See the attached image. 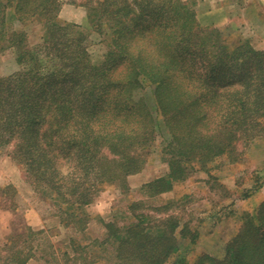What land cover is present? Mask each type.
I'll list each match as a JSON object with an SVG mask.
<instances>
[{"label": "trees", "instance_id": "obj_1", "mask_svg": "<svg viewBox=\"0 0 264 264\" xmlns=\"http://www.w3.org/2000/svg\"><path fill=\"white\" fill-rule=\"evenodd\" d=\"M155 1L146 2L153 5L150 9L139 3L136 10L126 2L105 3L101 17L108 20L112 56L93 64L86 47L81 46L85 37L78 38L79 33H73L75 26L57 22L56 0H0V50L4 43L7 48H16L19 63L29 66L27 71L0 78V147L12 141L20 150L31 143L39 145L41 157L46 160L44 164L33 160L37 174L56 191L55 199L67 204L60 215L73 221L65 218L63 226L87 228L79 211L90 202L94 188L84 179L92 177L104 185L123 180L144 167L146 154L155 142L156 124L143 99L135 97L142 81L156 85L158 113L171 137L164 149L170 172L143 186L151 191L149 198L171 193L176 185L192 178L197 170L200 172L202 167L197 166L207 167L214 156L217 159L232 152L237 142L247 138L252 126L264 125L257 117L264 109V78L254 80L250 56L246 63L249 76L241 87L220 90L210 81L211 74L246 51L233 54L235 50L227 49L221 43L225 38L219 34L214 41L215 51L206 48L209 38L193 43L197 38L194 30L203 31L195 15L179 1L164 0L167 5ZM8 9L21 30L10 29ZM149 13L156 17L153 23L146 18ZM97 15L94 10L93 18ZM34 21L45 30L43 41L49 46L25 45L23 31ZM138 21L142 34L132 30ZM99 25L95 30L101 33ZM40 49H51L53 59L59 63L56 70L47 72L41 67ZM218 52L226 54L219 56ZM249 54L264 56L252 49ZM68 164L74 169L63 174L60 168ZM221 179L224 176L214 180ZM68 195L75 199H68ZM179 196L180 202L188 197L183 192ZM179 201L170 199L149 207V211L164 213L172 205L180 206ZM152 213L134 214L132 222L121 227L114 222L105 224L103 245L108 243L113 248L118 260L114 264H188L184 258L172 256L179 249V238L190 231L195 241L199 237L197 230H191L188 222L181 224L178 215ZM25 230L28 234L22 238L23 243L36 234L29 227ZM10 241L14 242L7 241L6 248ZM16 246L6 253L3 264H26L32 258L34 247L23 253L28 245L21 247L18 242ZM205 259L214 262L209 256Z\"/></svg>", "mask_w": 264, "mask_h": 264}, {"label": "rangeland", "instance_id": "obj_2", "mask_svg": "<svg viewBox=\"0 0 264 264\" xmlns=\"http://www.w3.org/2000/svg\"><path fill=\"white\" fill-rule=\"evenodd\" d=\"M56 1L59 7L57 22L60 25L75 26L76 30L73 33H79L78 38L85 37V40L81 41V46L86 47L93 64H101L112 56L109 54L108 43L111 35L107 29L108 20L106 17H101L103 6L107 1L109 4L126 2L135 10L139 3L145 4V7L150 6L148 9L153 7L152 4L146 3L149 0ZM161 1L167 5L168 0ZM173 1L181 2L195 15L197 25L203 28V31L194 30L197 38L193 39V43L199 44L200 40L209 38L211 42L206 48L208 51H215L217 46L214 41L220 36L225 38L221 43L227 45V49L235 50L233 54L246 51L245 55L236 56L237 59L232 57V62L229 60L225 68L211 74V83L220 90L230 88V91L244 85L249 76L246 75L249 56L254 63V80L264 78V56L249 54L250 49L259 53L264 51L254 48L255 44L246 39L245 30L234 27L221 30L213 26H202L197 10L199 3L196 0ZM94 10L98 15L93 18ZM6 12L10 29L21 30L22 27L16 22L12 11L8 9ZM154 17L153 13L146 16L152 23L155 21L156 17ZM98 25L101 33L95 30ZM138 25L139 21L135 22L136 27L132 30L142 34L143 31ZM192 28L194 29L193 26ZM184 31L187 32V26L184 27ZM23 32L26 35L23 41L28 47L35 48L41 44L49 46V43L43 41L45 30L37 21L27 25ZM2 46L4 48L0 50V78L17 75L29 69L27 64L19 63L16 48H7L6 43ZM218 53L219 56L226 54ZM53 56L51 49H40L38 58L41 67L47 72L56 70L59 65L58 60L53 59ZM220 60L225 59H218ZM202 76L204 77V74ZM63 87L65 88L66 85ZM155 89V84L145 80L140 83L135 93L136 98H142L146 103L156 124L155 142L146 154L145 165L138 173L129 175L133 178L127 176L123 180L116 179L104 185L98 184L99 180H92V177L84 179L94 188L90 202L83 205L79 211L80 219H83L82 221L87 225L86 230L77 229L74 225H71L69 230L63 228L62 221H67L66 217L60 214L67 204L60 198L55 199L56 191L50 187L47 180L37 174L38 167L33 160H37L36 164L38 162L44 164L46 160L41 157L38 144L31 143L20 150L12 141L8 146L0 147V264L4 263L7 252L9 254L10 250L17 248L18 242H21V247L28 245L23 253H26L28 247H34L30 252L32 258L28 260L29 264H114L118 260L114 257L113 248L108 247L110 245L108 241H105L106 247L103 245L106 237L105 224L114 222L118 227L128 225L132 222L131 217L134 214L152 213L149 207L159 206L170 199L175 203V200L179 201L182 192L187 193L188 197L184 200L180 199L181 202H178L181 203L180 206L172 205L164 213H152L156 216L178 215L181 224L188 222L190 229L199 233V239L196 237L195 241L192 232L184 233L178 240L179 249L172 259L184 258L188 264H211V261L205 259L209 256L214 260L212 264H239V262L264 264V125L255 128L252 126L253 130L249 132L247 138H244L246 140L237 142L232 152L217 159L214 156V160L207 167H203V164L197 166V169L202 167L199 168L200 172L197 170L191 175L192 178L176 185L171 193L152 199L147 196L151 191L143 187L145 184H141V180H157L170 172L168 156L164 149L171 139L158 113ZM257 117L264 123V109ZM251 135L253 138H249ZM14 140L17 141L18 138ZM70 165L60 168V171L67 174L74 169ZM209 168L212 170L205 174L204 171H209ZM218 176H224V179L214 180ZM224 182L226 184H222ZM68 199L75 198L68 195ZM135 202H140V205H132ZM76 222L75 225H78L79 221ZM27 227L31 230L40 229L33 230L36 234L27 238L26 245L22 242V238L26 239ZM11 239L14 242L10 241L11 247L8 249L10 244L6 248V242ZM87 245L89 246L84 249L83 247Z\"/></svg>", "mask_w": 264, "mask_h": 264}, {"label": "crops", "instance_id": "obj_3", "mask_svg": "<svg viewBox=\"0 0 264 264\" xmlns=\"http://www.w3.org/2000/svg\"><path fill=\"white\" fill-rule=\"evenodd\" d=\"M196 1L199 3V9L197 10H199L202 26H213L221 30L229 29L230 27L241 28V30L247 32L246 39L253 45L255 44L254 48L264 51V0ZM129 178H133V176H129ZM151 181L141 180V184ZM63 228L70 229V227L66 226H63ZM28 262L26 264H29Z\"/></svg>", "mask_w": 264, "mask_h": 264}]
</instances>
